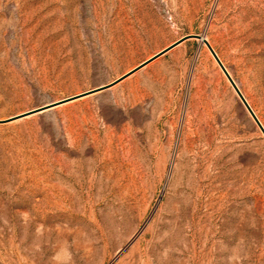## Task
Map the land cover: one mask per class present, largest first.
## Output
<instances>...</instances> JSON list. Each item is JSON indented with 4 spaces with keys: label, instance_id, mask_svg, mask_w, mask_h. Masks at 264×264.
I'll list each match as a JSON object with an SVG mask.
<instances>
[{
    "label": "rangeland",
    "instance_id": "1",
    "mask_svg": "<svg viewBox=\"0 0 264 264\" xmlns=\"http://www.w3.org/2000/svg\"><path fill=\"white\" fill-rule=\"evenodd\" d=\"M188 34L264 126V0H0V120ZM0 264H264V135L199 39L0 122Z\"/></svg>",
    "mask_w": 264,
    "mask_h": 264
},
{
    "label": "water",
    "instance_id": "2",
    "mask_svg": "<svg viewBox=\"0 0 264 264\" xmlns=\"http://www.w3.org/2000/svg\"><path fill=\"white\" fill-rule=\"evenodd\" d=\"M191 38H196V39H200L202 40L203 44L207 47V49L210 51V53L212 54V56L214 57L215 61L217 62V64L219 65V67L222 69V71L224 72L225 76L227 77L228 81L230 82V84L232 85V87L234 88V90L236 91L237 95L239 96L240 100L242 101V103L244 104V106L246 107L247 111L249 112V114L251 115V117L254 119V121L256 122V124L258 125V127L260 128L262 134L264 135V126L262 125V123L260 122V120L258 119L256 113L252 110L251 106L248 104L246 98L244 97V95L242 94V92L240 91L239 87L237 86L236 82L234 81V79L232 78V76L230 75V73L228 72V70L226 69V67L224 66V64L222 63L221 59L219 58V56L217 55L216 51L214 50V48L211 46V44L209 43V41L202 35V34H188L183 36L182 38H180L179 40L175 41L174 43H172L171 45L167 46L166 48L162 49L161 51H159L158 53H156L155 55H153L151 58L145 60L144 62H142L141 64H139L138 66H136L134 69H132L131 71L127 72L126 74L122 75L120 78L116 79L115 81L108 83L106 85H102L69 97H65L63 99H60L58 101L46 104L44 106L26 111L24 113L15 115L13 117H10L6 120H0V122H11L14 120H18L33 114H37V113H42L48 110H51L57 106L66 104L68 102L77 100L79 98L94 94V93H98L101 92L103 90H106L112 86H114L115 84H117L118 82L124 80L125 78H127L128 76L132 75L133 73H135L136 71L140 70L141 68H143L144 66H146L147 64H149L150 62L154 61L155 59H157L158 57L162 56L163 54L167 53L169 50H171L172 48L176 47L177 45H179L180 43L184 42L185 40L191 39Z\"/></svg>",
    "mask_w": 264,
    "mask_h": 264
},
{
    "label": "bare ground",
    "instance_id": "3",
    "mask_svg": "<svg viewBox=\"0 0 264 264\" xmlns=\"http://www.w3.org/2000/svg\"><path fill=\"white\" fill-rule=\"evenodd\" d=\"M199 41H200V43H202V44H203L202 40H200V39H199ZM248 104H249V103H248ZM249 105H250V104H249Z\"/></svg>",
    "mask_w": 264,
    "mask_h": 264
}]
</instances>
